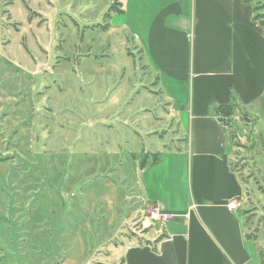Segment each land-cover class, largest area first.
<instances>
[{
	"label": "rangeland",
	"instance_id": "rangeland-1",
	"mask_svg": "<svg viewBox=\"0 0 264 264\" xmlns=\"http://www.w3.org/2000/svg\"><path fill=\"white\" fill-rule=\"evenodd\" d=\"M119 8L0 0V264H118L127 237L149 232L133 162L189 131L167 118L133 42L103 28ZM221 118L264 258V93Z\"/></svg>",
	"mask_w": 264,
	"mask_h": 264
},
{
	"label": "crops",
	"instance_id": "crops-1",
	"mask_svg": "<svg viewBox=\"0 0 264 264\" xmlns=\"http://www.w3.org/2000/svg\"><path fill=\"white\" fill-rule=\"evenodd\" d=\"M120 9L106 29L117 28L138 48L167 118L179 133L187 124L189 137L172 147L162 139L156 151L144 152L142 158L160 154L154 165L133 162L145 213L176 216L154 225L146 217L147 227L142 220L148 234L127 237L118 264H261L241 210L227 208L242 200L244 185L230 163L231 136L215 114L230 104L242 110L264 93V35L252 6L244 0H124Z\"/></svg>",
	"mask_w": 264,
	"mask_h": 264
},
{
	"label": "trees",
	"instance_id": "trees-1",
	"mask_svg": "<svg viewBox=\"0 0 264 264\" xmlns=\"http://www.w3.org/2000/svg\"><path fill=\"white\" fill-rule=\"evenodd\" d=\"M120 2V8H121V3L124 1V0H117ZM245 3L247 4H250L252 6V11H253V20L254 21H257L259 23V25L261 26L262 30H263V35H264V14L263 13H257V7H255L254 5H252V1L253 0H244ZM110 9L106 14H104V20H109L111 15L112 14H115V13H121V9ZM106 26V25H105ZM105 26H103L104 29ZM129 54V53H128ZM234 98V97H233ZM233 103H235V99H233ZM235 107L236 105L235 104H230V105H227V106H221V107H218L215 111V114L218 118L220 117H230L233 115L234 111H235ZM220 115V116H219ZM150 160V163L149 165H154L156 164L159 159H160V154L159 153H153V154H150L149 156H144L142 158V160L140 161V167L141 168H144L147 164V160ZM234 170V169H233ZM235 171V170H234ZM175 214V213H173ZM247 239L249 240H255V238H253L251 235L247 234L246 235ZM162 237H158L156 239V241L160 240ZM259 257L261 259V262L264 261V258L262 257L261 253L259 252Z\"/></svg>",
	"mask_w": 264,
	"mask_h": 264
},
{
	"label": "built area",
	"instance_id": "built-area-1",
	"mask_svg": "<svg viewBox=\"0 0 264 264\" xmlns=\"http://www.w3.org/2000/svg\"><path fill=\"white\" fill-rule=\"evenodd\" d=\"M225 120L226 118H222ZM242 206V200L241 199H232L231 201L228 202L227 208L230 211H237L241 208ZM176 215L173 213L169 212H160L157 211L156 209H151V214L149 215V221L152 225L157 224V223H167L168 221H171Z\"/></svg>",
	"mask_w": 264,
	"mask_h": 264
}]
</instances>
